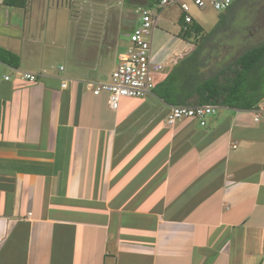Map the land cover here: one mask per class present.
Segmentation results:
<instances>
[{
  "label": "crops",
  "instance_id": "0c3cea01",
  "mask_svg": "<svg viewBox=\"0 0 264 264\" xmlns=\"http://www.w3.org/2000/svg\"><path fill=\"white\" fill-rule=\"evenodd\" d=\"M63 12L67 0H0V264H264V99L219 106L206 126H170L154 91L113 110L87 83L111 78L126 42L79 38L71 63L69 26L65 41L45 25L68 24ZM150 39L154 58L197 46L158 25Z\"/></svg>",
  "mask_w": 264,
  "mask_h": 264
},
{
  "label": "rangeland",
  "instance_id": "374dc122",
  "mask_svg": "<svg viewBox=\"0 0 264 264\" xmlns=\"http://www.w3.org/2000/svg\"><path fill=\"white\" fill-rule=\"evenodd\" d=\"M145 0H67L70 6V13L67 17L74 16L68 24L62 22L47 21L46 27L55 26V33L57 38H64L67 40V28L69 26L70 38V51L72 62L74 63L77 55V44L79 38H85L87 44H95L100 40L107 41L110 46L114 47L116 42L123 43L129 42V32L136 26L135 6ZM51 5H47V10L43 8L47 17L53 19L54 12L50 11ZM236 13L228 14L224 24L219 29L220 15L224 12H217L212 8L200 9L196 6L192 7V16L197 19L205 27V32L221 30L207 39L203 46V60L208 64L206 75H212L221 67L233 62L239 55L247 49L264 42V0L254 1L252 4L244 2L241 7L236 8ZM181 10L178 6H170L161 12V18L158 22V30H163L169 34L180 37V24L179 18ZM227 27V29H225ZM49 29V28H48ZM47 33V30H45ZM160 32V31H158ZM65 34V36H64ZM104 39H100L101 36ZM101 41V42H102ZM100 43V42H99ZM192 44V43H191ZM58 48V46H55ZM120 48H122L120 46ZM198 47L193 46L188 49H182L180 54H176L175 49L169 45H163L158 48V53L154 51L157 62H161L164 70L158 79L170 71V67L174 63L179 62L186 55L193 53ZM102 58L101 68H110L112 62L115 60V48L110 47L101 48ZM61 53V52H56ZM169 53L167 58L161 59V55ZM59 59L65 63V55L59 54ZM78 57V55H77ZM64 64V65H65ZM130 106V105H128ZM131 103V108L133 107ZM220 111V110H219Z\"/></svg>",
  "mask_w": 264,
  "mask_h": 264
},
{
  "label": "trees",
  "instance_id": "16d2710c",
  "mask_svg": "<svg viewBox=\"0 0 264 264\" xmlns=\"http://www.w3.org/2000/svg\"><path fill=\"white\" fill-rule=\"evenodd\" d=\"M157 1L149 0L148 4ZM254 1L258 0H235L226 13H236V8L244 2ZM4 3L25 8L28 0H4ZM220 16L219 29L227 19L225 15ZM181 23L184 26L183 18ZM220 32L206 33L204 26L195 20L186 29L182 27L180 37L184 40L195 37L198 48L180 60L165 79L158 81L154 93L169 105L214 104L238 110L258 109L264 99V42L247 49L212 75H206L208 64L203 60V46L207 39Z\"/></svg>",
  "mask_w": 264,
  "mask_h": 264
},
{
  "label": "built area",
  "instance_id": "2783aa9c",
  "mask_svg": "<svg viewBox=\"0 0 264 264\" xmlns=\"http://www.w3.org/2000/svg\"><path fill=\"white\" fill-rule=\"evenodd\" d=\"M235 0H158L153 5H138L135 7L137 24L129 32V42L126 50L120 55L119 62L113 71L111 78L104 82L90 81L87 83L89 89L95 95L108 93L109 105L113 110L120 106L122 98H144L151 94L158 82L159 75L164 66L161 62L154 60L151 36L158 24V18L164 9L170 6H178L184 20L183 28H187L194 17L192 7L200 9L212 8L217 12L227 11ZM63 71L64 67L60 66ZM43 74V73H42ZM22 78L30 82L39 79L40 74L22 73ZM10 77L7 76L6 79ZM69 80H63L62 87L68 86ZM218 105H172L167 117L170 126L180 120H196L201 126H206L208 118L217 114ZM261 118V113L256 114L255 120ZM236 147V146H234Z\"/></svg>",
  "mask_w": 264,
  "mask_h": 264
},
{
  "label": "bare ground",
  "instance_id": "6f19581e",
  "mask_svg": "<svg viewBox=\"0 0 264 264\" xmlns=\"http://www.w3.org/2000/svg\"><path fill=\"white\" fill-rule=\"evenodd\" d=\"M108 97V96H107Z\"/></svg>",
  "mask_w": 264,
  "mask_h": 264
}]
</instances>
